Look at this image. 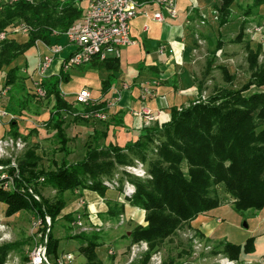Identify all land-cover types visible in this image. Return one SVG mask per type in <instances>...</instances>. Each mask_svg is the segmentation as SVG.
Listing matches in <instances>:
<instances>
[{
	"label": "trees",
	"instance_id": "trees-1",
	"mask_svg": "<svg viewBox=\"0 0 264 264\" xmlns=\"http://www.w3.org/2000/svg\"><path fill=\"white\" fill-rule=\"evenodd\" d=\"M82 1L0 2V33L13 34L17 24L27 30L24 44L9 38L0 42V70L6 72L0 90V109L15 117L7 124L8 135L13 139L21 137L18 118L22 116L26 98H39L36 93H25V83L29 78L22 76V66L18 62L36 42L46 45L58 42L63 33L80 19ZM232 2L221 0L217 8L220 24L225 22ZM53 32L58 35L54 36ZM258 56L259 49L252 51L247 48L250 75L241 88L220 87L206 102L198 100L180 110L172 109L168 122L142 129L135 141L123 147L113 144L100 146L99 137L95 136L92 147H89L91 144L86 145V153L81 160L69 163L62 158L59 164L54 163L52 170L40 167L41 158L35 149L27 148L16 159L18 176L14 178V190L5 189L3 181H0V208L4 216L11 217L21 211L32 213L40 221L36 231L39 240L46 237L47 255L55 264L60 240L54 235L53 227L59 220L69 224L75 220L74 214L61 216L66 205L64 193L78 189L95 192L108 199L106 215L117 219L124 212V206L107 195V187L102 181L112 178L117 166L131 165L134 159L144 164L148 178L141 179L124 172L127 182L135 188L134 194L124 199L130 206L145 212V225L132 228L127 238L131 245L145 243L147 251L130 264H148L152 255L183 226L222 206L218 189L229 198L236 212L261 211L264 208V58L259 63ZM211 63L209 61L205 68L204 79L212 71ZM86 66L116 72L119 58H94ZM219 70L225 82L234 80L224 67ZM65 78L54 77L39 83L45 97L53 102L45 125L54 132L58 150L64 154L68 152L69 141L65 136L64 117L69 115L75 122H87L88 119L81 118L78 113L101 108L97 105L80 111L64 99L58 86ZM31 82L33 85V80ZM251 87L261 90L242 96ZM148 153L150 158H147ZM10 162V159L0 160V165L9 166ZM7 172L13 175L14 169L8 168ZM123 180L118 182L123 183ZM26 186L32 189L40 202L27 193ZM43 188L55 192L52 200L41 196L40 189ZM46 217L49 218V226ZM69 239L78 243V251L85 264H101L96 254L99 247L97 233L80 232L70 235ZM21 245V242L0 245V264H4L7 256L17 252ZM219 245L222 247L219 253L238 260L241 254L253 250V239H247L242 246L227 242ZM24 261L28 259L24 258Z\"/></svg>",
	"mask_w": 264,
	"mask_h": 264
},
{
	"label": "crops",
	"instance_id": "crops-1",
	"mask_svg": "<svg viewBox=\"0 0 264 264\" xmlns=\"http://www.w3.org/2000/svg\"><path fill=\"white\" fill-rule=\"evenodd\" d=\"M5 1L8 0H0V2ZM153 1L145 0L144 8L149 14L160 10ZM82 2L86 3L85 0ZM220 3L221 0H177L176 18H169L164 11H161L162 22H155L141 15L132 19L129 23L130 38L135 43L120 49L117 57L119 58V67L116 72H110L105 69H93L88 66L75 68L83 73L86 80L97 86L96 93L89 90L94 106L77 105L75 99L74 101L68 100L64 95L65 93L62 92V82H67L70 78V72L75 71V69L65 73L61 71V62L74 50L63 36L58 42L53 44L60 46L61 50L54 55L53 61L44 76L39 77L36 75L34 69L33 75L37 76L35 81L40 83L42 80L54 77H66L65 80L60 81L58 86L60 95L64 99L81 110L86 107L93 108L100 105L101 108L98 110H101L106 115L105 120L89 118L86 122L93 123L92 127L89 125L92 128L89 133L92 141L95 136H98V144L100 146L113 144L123 147L135 141L142 129L168 122L172 109L180 110L197 102L199 100L198 97L204 98L207 94L209 80H206L207 76L205 79L203 76L209 61H212V73L216 71L215 69L224 67L228 75L233 76L235 80L239 73L238 67L248 66L247 48L252 51L259 49L258 62L260 63L263 60L264 0H233L228 7V16L222 24L219 23V14L217 12ZM144 26L147 27V30H144ZM255 28L260 30L257 32L254 30ZM9 39L24 44L27 37L26 34L19 32L9 35ZM159 46L165 47L163 54L158 53ZM34 47L37 51V63L39 55L49 54L45 44L42 42L35 43ZM199 67H202L201 72L198 71ZM21 74L24 77H28L26 66L21 67ZM109 76H111L110 80L108 79ZM108 80L109 82L107 83ZM106 84H109V86L105 87ZM144 88L150 90L151 93L142 100L141 92ZM26 92H29V94L34 93V91L31 92L30 89H27V86L25 88ZM31 101L32 97L26 98L25 108L22 116L18 118V123L22 119L32 122L24 116L30 109L29 104ZM143 107L149 111L154 120L147 122L143 117L134 115L139 113ZM9 122L7 118L0 120V139L4 134H8L6 125ZM21 131L22 128L19 127L18 132L20 134L24 133H21ZM24 143L26 144V142ZM80 143L86 150V144L89 145V142H77L76 145ZM36 154L41 158V155L37 152ZM71 195L72 197L78 196L79 200L65 205L61 216L74 214L76 217L78 213L82 212L94 226H97L96 224L100 222L104 223L106 231L110 226H113L115 230H120L121 226L128 223L134 225V227L145 225V212L130 206L122 196L119 188H107V195L119 205L124 206V212L118 216L120 220L118 222L115 221V223H112V220L115 219H111L106 215L108 210L107 198H102L97 193L85 189L74 190ZM80 200L84 202L83 208L79 206ZM222 207L220 206L215 210L197 216L187 225L188 229L199 235L201 241L210 244L217 242V245L221 244L219 241H223L222 243L227 242L217 232L218 225L222 223L217 211ZM262 211H264V208L261 211L252 212V216L255 219L258 218L253 225L254 229L250 234L252 236L247 238L253 239V250L248 254H241L238 260H231L226 255L219 253L220 250H216L211 255L210 264H220V262L222 264H226V262H232L233 264H264V255L261 259L255 256L257 254V237H264V216H261ZM131 230L125 232L124 236L126 237L118 240L119 249L124 246L125 249L133 246L127 238ZM178 232L179 230L176 233ZM103 234L100 235V244L96 249L97 257L101 263L106 261V251L109 246L106 239L107 235L106 233ZM174 237L176 235L169 238L166 242L170 243ZM104 239L106 240L105 243ZM69 241L75 240L70 239ZM244 244L245 242L234 245L242 246ZM76 248L78 249V245H76ZM102 248L106 249L100 252ZM161 251L162 248L153 255L158 256ZM261 252L264 253V248ZM123 253V250H118L116 256L112 258L113 262L110 264H121L124 258ZM59 254H71V264L82 263L79 260L81 258L77 257L79 251L59 252ZM188 257L191 261L183 264H204L203 262L207 259L204 256L198 260H193L192 256ZM123 264H130L128 255L126 262Z\"/></svg>",
	"mask_w": 264,
	"mask_h": 264
},
{
	"label": "rangeland",
	"instance_id": "rangeland-1",
	"mask_svg": "<svg viewBox=\"0 0 264 264\" xmlns=\"http://www.w3.org/2000/svg\"><path fill=\"white\" fill-rule=\"evenodd\" d=\"M84 2H82L80 5L82 8L85 7ZM17 28L20 27L19 24L16 25ZM15 30V29H14ZM20 66L27 67V76L29 77V81L26 83L27 89H30L31 92L33 90L32 85V79L35 81L37 79L36 75H33L34 69L37 64V51L35 47L29 48L24 57L18 62ZM243 63V62H242ZM202 67H199V72H201ZM215 72H210L207 76L206 80H209V83L207 84V94L204 98L198 97L199 100H202L204 102L207 101V99L216 93V90L220 87H226L231 86L233 89H239L243 84L246 83V81L249 78L250 72L248 70V67L246 66H240L238 67V77L231 83L225 82V79L220 72V70L217 68L215 69ZM6 72L5 70H0V90H2L4 85ZM33 75V77H32ZM69 80L67 82H62V92L65 93V97L70 100L74 101L75 94H77L79 91L84 89H88L90 91H93L94 93L97 92V86H94L93 83H90L88 80L85 79L83 76V73L80 71L70 72ZM32 78V79H31ZM261 89H257L255 87H251L248 91L244 92L242 96H248L253 92L260 91ZM24 99V98H23ZM30 109L27 111V113H23L24 116L28 119H30L32 122H27L25 119L20 120L18 123L19 127L22 128V135L20 138L13 139L8 134H4L3 137L0 139L1 141H7L11 139L13 142L16 140H20L24 143V147L20 150H17L15 148L6 147L3 148V153L0 155V160L10 159V163H16V159L23 154V152L27 148H34L36 152L41 155V162L40 167H42L45 170H52L54 169V163L59 164L60 160L64 158L67 162L73 163L76 162L75 160L82 159L84 154L86 153V150H84V146H82V143L76 145L77 142H89L91 144L89 147H92L91 142L92 138L90 136V132L92 130L93 123H86L83 121H73L72 117L69 115H66L64 117L65 120V136L68 138V152L66 154L61 153L58 150V144L57 140L53 136V131L51 128L47 127L45 123L49 119V113L50 109L52 107V100L49 98H32V101L30 102ZM80 111V108L78 109ZM27 114V115H26ZM91 125V127H89ZM100 125V124H99ZM7 126V125H6ZM98 126V124H97ZM101 126V125H100ZM103 126V125H102ZM8 129V128H6ZM24 129V131H23ZM2 136V134H1ZM87 145V144H86ZM84 153V154H83ZM75 154V155H74ZM151 154H147V158H150ZM80 159V160H81ZM141 165L143 169L145 170L146 167L143 163H141L139 160L134 159L133 164L126 165V166H117L114 176L112 178H105L103 179L102 183L104 182H111L113 179L118 183L119 189L122 188L123 183H119V179H124L123 181H128L127 177L124 176L125 167L127 166H139ZM146 171V170H145ZM130 175V174H129ZM40 194L44 198H48L50 200L53 199L55 192L51 190L50 188H43L40 189ZM219 197L222 200L223 207L218 209V217H220L222 223L218 225V234L222 236L225 241L238 244V243H244L246 242L247 238L252 236L251 231L254 229L253 225L255 223V220L258 218H254L252 216V211H246V212H236L230 204L229 198L223 194L222 190L218 189ZM79 197H72L70 192L64 193V200L66 202V205L71 204L77 200ZM82 213V212H81ZM83 214V213H82ZM81 214V215H82ZM264 216V211H262L261 216ZM260 218V217H259ZM120 218H117L115 220H112V223L115 221L118 222ZM82 226L86 228L87 231H81L78 227L70 226L68 222L64 220H59L56 222V224L53 227V233L60 240V248L59 252H66V251H77L76 245H78L75 241H69V237L72 234H78L80 232H84L86 234H89V232H95L99 235V240H101L100 235H104L103 233H106L107 235V241H108V249L106 251V261L101 264H110L113 262V257L116 256L118 250H123L124 258L122 259L121 264L125 263L127 260L128 255V262H135L140 259L142 256V252L137 253L136 257H134L132 260H130L131 257V248H120L118 246V240L123 239L124 234L127 230H131L134 228V225L132 224H125L124 226L120 227V230H115L113 226H110L107 231L105 229L104 223L101 222L99 224H96L97 226H94L92 222H90V219H88L85 215L81 217ZM0 225L4 226L3 232H0V237L4 236V239L0 241V245L4 243L9 242H21L22 245L20 246L19 250L17 252H12L7 256V259L4 264H28V261H24V258L28 259V253L30 252L33 245L37 242H39L40 237L39 234L36 233V231L39 228V220L30 212L27 211H21L19 213H16L15 215L11 217H5L3 214L2 209L0 208ZM106 231V232H105ZM3 235V236H2ZM176 237H174L170 243L165 242V244L162 246L161 254L158 255V261L159 263H154L151 261L148 262V264H183L185 262L191 261L188 256H192L191 258L193 260H198L202 258L203 256L206 257V261L203 262L204 264H210L211 255L216 250H221V245H217L216 243H208L201 241L199 238V235L194 234V232L190 231L187 227V225L183 226L178 233L175 234ZM259 237V236H258ZM257 237V254L256 257H261L264 255L262 249L264 248V237L260 236ZM104 239V243H105ZM222 243L223 241H219ZM100 244V241H99ZM79 247V245H78ZM106 248H102L100 250L104 251ZM108 251H111V254H108ZM103 253V252H102ZM140 254V255H139ZM195 254V255H194ZM188 255V256H187ZM185 256H187L185 258ZM77 257L81 258L79 260L82 261L81 264H85L84 257L79 253L77 254ZM171 262V263H169ZM220 264H222L220 262Z\"/></svg>",
	"mask_w": 264,
	"mask_h": 264
},
{
	"label": "built area",
	"instance_id": "built-area-1",
	"mask_svg": "<svg viewBox=\"0 0 264 264\" xmlns=\"http://www.w3.org/2000/svg\"><path fill=\"white\" fill-rule=\"evenodd\" d=\"M86 5L82 10L81 17L78 21L72 24L64 33L67 43L74 48L73 52L61 62V71L68 72L71 69L80 68L86 66L92 59L98 58L99 60H105L107 58H116L119 56L120 49L133 45L135 42L130 38L129 23L136 16L141 15L145 18L151 19L155 22H162L163 16L161 11H164L169 18H176V2L177 0H154L155 5L160 9L149 14L144 8V2H138L136 0H85ZM144 30L147 27L144 26ZM255 31H259V28H255ZM27 33V30L23 27L14 30L15 33ZM53 35H58L57 32H53ZM9 38V34L0 33V42ZM38 42H36L37 44ZM45 47L49 54L39 55L38 63L35 68V73L39 77H43L46 71L49 69L54 55H56L61 47L57 45H46ZM165 51L164 46L158 47V53L163 54ZM33 87L38 97L44 98L46 96L43 88L40 87L38 81H33ZM5 93V91H3ZM150 90L144 88L141 92V99L144 100L147 95H150ZM75 103L80 106H94L91 94L89 90L83 89L75 94ZM81 118H97L105 120L106 115L101 110L81 112L78 113ZM138 117H143L147 122L154 120V117L149 113L146 108H141L139 113L134 114ZM7 118L9 121L15 119L11 114L0 109V120ZM10 147L20 150L24 147V143L19 139L13 142L11 139L7 141L0 140V155L3 153V148ZM8 168L14 169V174L10 175L7 172ZM126 173L133 175L137 178H148L145 170L141 165L139 166H127L125 167ZM17 167L15 163H10L9 166L0 165V181H3V187L5 189L14 190V178L17 175ZM42 181V179L40 180ZM103 185L107 188H117L118 183L113 179L111 182H104ZM27 193L31 195L35 200L40 202L39 197L33 193L32 189L25 187ZM135 192V188L127 181L123 182L121 189L122 196L124 198H130ZM28 199V197H26ZM79 206L83 208L84 202L79 201ZM78 213L71 226L78 227L81 231H87L82 226L81 215ZM46 223L49 226V218L46 217ZM40 225V221H39ZM4 226L0 225V232H3ZM48 230L46 231L47 234ZM3 236V235H2ZM4 239L0 237V241ZM46 237L42 241H39L33 245L28 253V264H53L47 255L46 251ZM147 246L145 243L134 244L131 247L132 260L136 257L137 253H145ZM111 254V251H108ZM140 255V254H139ZM152 262L159 263L157 255H152L150 258ZM71 254H59V257L55 261V264H71ZM226 264H233L232 262H226Z\"/></svg>",
	"mask_w": 264,
	"mask_h": 264
}]
</instances>
